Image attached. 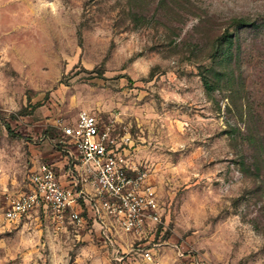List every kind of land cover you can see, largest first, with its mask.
Masks as SVG:
<instances>
[{
    "label": "rangeland",
    "instance_id": "rangeland-1",
    "mask_svg": "<svg viewBox=\"0 0 264 264\" xmlns=\"http://www.w3.org/2000/svg\"><path fill=\"white\" fill-rule=\"evenodd\" d=\"M82 107L147 171L161 221L5 217L39 160L75 169L59 123ZM0 264H264V0H0Z\"/></svg>",
    "mask_w": 264,
    "mask_h": 264
},
{
    "label": "built area",
    "instance_id": "built-area-1",
    "mask_svg": "<svg viewBox=\"0 0 264 264\" xmlns=\"http://www.w3.org/2000/svg\"><path fill=\"white\" fill-rule=\"evenodd\" d=\"M59 127L63 148L77 160L75 169H68L69 180L60 179L53 161L39 160L29 171L26 188L5 208L6 218H19L42 207L58 220L67 217L82 223L87 209L104 232L111 231L108 221L112 219L126 231L161 221L155 185L147 171L134 167L120 149L112 123L82 107L73 121L60 122ZM146 255L151 256L148 248Z\"/></svg>",
    "mask_w": 264,
    "mask_h": 264
},
{
    "label": "trees",
    "instance_id": "trees-1",
    "mask_svg": "<svg viewBox=\"0 0 264 264\" xmlns=\"http://www.w3.org/2000/svg\"><path fill=\"white\" fill-rule=\"evenodd\" d=\"M233 22L237 23L238 26L256 25L257 24L256 19H251L250 20V19H247L244 16H234ZM228 32L229 31H224V33L221 36H218L214 40L215 41V44L214 45L217 47V49L219 50V52H221V55L223 57H228L232 53L231 52V49H230V43L232 42V38L231 37H227V36L224 37L227 34L230 35V33H228ZM217 42H218V44H217ZM204 78H205L206 86L209 87L210 86L209 79L207 78V76H204Z\"/></svg>",
    "mask_w": 264,
    "mask_h": 264
},
{
    "label": "crops",
    "instance_id": "crops-1",
    "mask_svg": "<svg viewBox=\"0 0 264 264\" xmlns=\"http://www.w3.org/2000/svg\"><path fill=\"white\" fill-rule=\"evenodd\" d=\"M55 159H57L56 157H54ZM50 161H53V160H50ZM56 165V170L59 174V177L62 181L64 182H67L69 180V177H68V169L67 167H63V159H60V160H55L53 161Z\"/></svg>",
    "mask_w": 264,
    "mask_h": 264
}]
</instances>
